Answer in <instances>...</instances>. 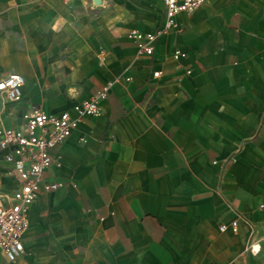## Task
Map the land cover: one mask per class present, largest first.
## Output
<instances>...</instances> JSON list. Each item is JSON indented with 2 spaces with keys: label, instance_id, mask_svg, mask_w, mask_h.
I'll list each match as a JSON object with an SVG mask.
<instances>
[{
  "label": "crops",
  "instance_id": "1",
  "mask_svg": "<svg viewBox=\"0 0 264 264\" xmlns=\"http://www.w3.org/2000/svg\"><path fill=\"white\" fill-rule=\"evenodd\" d=\"M165 17L162 0H0V75L25 78L18 100L0 93V132L116 81L0 264H264V0H206L143 54L132 32ZM8 168L0 149L5 194Z\"/></svg>",
  "mask_w": 264,
  "mask_h": 264
},
{
  "label": "built area",
  "instance_id": "2",
  "mask_svg": "<svg viewBox=\"0 0 264 264\" xmlns=\"http://www.w3.org/2000/svg\"><path fill=\"white\" fill-rule=\"evenodd\" d=\"M166 17L161 29L153 33L132 32L140 52L152 55L160 34L171 30L180 13H193L206 0H162ZM183 53L177 50L175 55ZM185 55V54H184ZM160 71L154 72L158 77ZM116 81L107 82L86 100L74 105L75 115L68 110L59 114L33 108L23 113V124L19 128L0 132V149L3 159L9 164L6 174L15 178L19 186L11 194L0 192V250L9 261H16L24 252V233L28 228V210L42 191L56 190L59 183H44V174L52 165L60 167L62 160L56 149L73 133L78 123L86 116L96 115L100 103L105 100ZM25 78L19 73L0 75V93L7 100H18L22 96ZM237 231L239 221L230 224ZM220 230L229 228L221 224ZM252 250H256L254 247Z\"/></svg>",
  "mask_w": 264,
  "mask_h": 264
}]
</instances>
